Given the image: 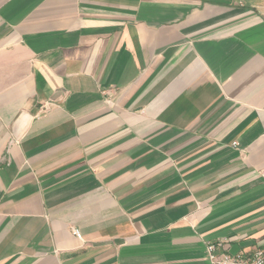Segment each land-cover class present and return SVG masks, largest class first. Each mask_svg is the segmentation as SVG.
<instances>
[{
	"label": "crops",
	"instance_id": "0c3cea01",
	"mask_svg": "<svg viewBox=\"0 0 264 264\" xmlns=\"http://www.w3.org/2000/svg\"><path fill=\"white\" fill-rule=\"evenodd\" d=\"M218 241L264 245V0H0V264Z\"/></svg>",
	"mask_w": 264,
	"mask_h": 264
},
{
	"label": "built area",
	"instance_id": "2783aa9c",
	"mask_svg": "<svg viewBox=\"0 0 264 264\" xmlns=\"http://www.w3.org/2000/svg\"><path fill=\"white\" fill-rule=\"evenodd\" d=\"M235 145V142H233ZM77 237H81L77 229L73 230ZM222 247V241L206 244L207 258L210 264H264V245L254 247L251 251H239L236 253L220 252L216 250Z\"/></svg>",
	"mask_w": 264,
	"mask_h": 264
}]
</instances>
